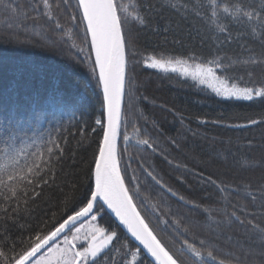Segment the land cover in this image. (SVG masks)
I'll return each instance as SVG.
<instances>
[{"label": "trees", "instance_id": "16d2710c", "mask_svg": "<svg viewBox=\"0 0 264 264\" xmlns=\"http://www.w3.org/2000/svg\"><path fill=\"white\" fill-rule=\"evenodd\" d=\"M183 2L190 9L187 19L164 11L162 16L151 20L149 27L132 28L131 38L137 53L134 60L140 62L129 65L132 82L126 85L123 107L130 141L125 152L123 138H119L121 169L126 171L128 179L135 173L140 182L137 200L140 211L150 219L155 217L153 226L163 229L161 238L174 250L179 249L185 237L181 234L182 228L174 231L170 226L157 223L167 219L170 225L173 219L161 204L162 200L171 205L172 213L187 218L182 224L199 222L197 237L209 240L218 258L244 260L245 252L260 250L259 229L264 228L261 192L264 187V100L219 98L189 78L146 67L143 58L151 54L183 58L195 54L205 60L221 57L226 65H232L228 75L234 82L260 87L264 85V30L257 26L253 33L247 21L234 20L221 12L219 23L226 31L219 32L215 26L210 28V20L206 22L196 15L197 11L204 14L203 8L196 7V0ZM240 2L250 4L253 0ZM260 2L254 0L257 7ZM11 3L19 6L18 15L32 16L35 15L33 9H38L40 17L26 21L29 25L26 29L9 28L7 18L0 14V162L6 159L2 149L8 148L9 152L24 149L18 163L8 165L9 172L19 173L20 200L19 211L12 212L9 208L7 220L0 211V248L5 251L13 242L20 245L37 232L53 229L70 214L68 209L73 201L66 207L65 193L70 195L76 185L79 199L92 186L89 169L94 165L102 137V130L95 123L101 113L102 96L92 75V62L86 60L88 53L80 52L83 34L71 22V13L58 6L61 0H49L48 10L43 0H34V3L11 0ZM235 3L237 0H223L222 7ZM71 4L73 8L77 5L75 0H71ZM45 11L51 13V22L44 15ZM57 21L62 26L59 29L55 27ZM166 25L169 30L164 32ZM157 28L159 30L154 31ZM253 58L259 63H245ZM129 59L133 61L131 55ZM57 97L63 105H58L54 112L48 102ZM34 111L41 113L39 120ZM250 119L261 123L246 126ZM213 120L220 122L212 123ZM134 126L139 130V138L148 137L153 148L137 143ZM9 129L16 137L6 143ZM49 132L60 138L58 142L64 149L62 159L48 161L45 141ZM145 169L178 195L172 196L162 189ZM44 172L48 173L50 183L40 187L19 178L27 176L39 180ZM209 176L227 186V203L214 185L206 183ZM35 193L40 195L33 199ZM5 195L10 197L11 192L0 188V208L9 207ZM10 203L12 207L17 206L15 200ZM153 205L157 206L155 211ZM206 208L211 209V219ZM93 223L117 227L107 213ZM117 231L120 239L114 241L108 258L101 259L99 264H124L125 259H131L130 253L117 251L126 237L118 227ZM188 238L191 239V234ZM189 256L186 253L183 257L187 264H191ZM148 261L142 252L137 257V264H148Z\"/></svg>", "mask_w": 264, "mask_h": 264}, {"label": "snow or ice", "instance_id": "6c2138e0", "mask_svg": "<svg viewBox=\"0 0 264 264\" xmlns=\"http://www.w3.org/2000/svg\"><path fill=\"white\" fill-rule=\"evenodd\" d=\"M32 2L34 3V0ZM222 2L223 0H206V2L196 0V7L204 9L203 15L199 11L196 15L206 22L210 20V28L215 26L222 33L226 31V28L219 23L221 12L230 15L234 20L247 21L253 33L257 26L264 30V0H261L258 7L254 0L250 4L237 0V3L231 7L227 4H223L222 7ZM43 6L45 10L50 9L49 0H43ZM58 6H62L65 12H70L71 22L81 29L83 46L80 48V52L83 54L87 51L86 60L92 62V75L102 94L101 113L95 123L103 134L99 140L98 151L94 155V166L89 169V180L92 186L77 199L76 193L79 189L73 185L72 193L70 195L65 193L66 207L69 201H73L71 208L68 209L70 214H67V217L58 226L47 232H37L34 236H30L27 242L22 241L20 245L13 242L7 251L0 248V264H52L53 258L56 259V264H99L101 259L108 258V251L114 247V241L120 239L117 231L118 226L104 227L93 223L98 218L102 219L106 210L113 214L119 221V225H123L126 229L127 237L122 243V248L117 249V251L123 250L131 255V259H125L124 264H137V257L141 251L151 257L148 264H187V260L183 258L186 253L190 254L188 259L191 260V264H264V228L259 229L261 233L259 251L245 252L244 260L236 258L234 261H226L217 257L209 240L204 239L203 236L197 237V229L201 227L199 222L188 221L187 224H182V221L187 218L172 213L171 205L162 200L161 204L173 219L170 225L167 219L159 220L157 223L170 226L174 231H179L182 228L181 234L185 237L179 249L174 250L161 238L160 232L163 229L153 226L155 217L150 219L140 211L137 204L140 195V182L135 173L131 179H128L126 171L121 169L122 156L119 138L121 136L123 138L125 152L130 141L127 131V114L123 107L127 95L126 85L132 82L128 74L129 65L130 62H140L134 60L137 53L135 43L131 38L132 28L134 26L149 27L151 20L158 15L162 16L164 11H171L187 19L190 11L188 5L183 0H129L128 3L121 2V0H77V5L73 8L71 0H61V5ZM33 11L35 15L32 16L18 15L20 8L17 4L11 3V0H7V2L0 0V14L7 18L6 23L9 28L26 29L29 26L26 21H36L40 17L38 9H33ZM44 15L48 17L49 22L52 21L49 11H45ZM55 27L59 29L62 26L57 21ZM158 30V28L154 29V31ZM168 30L169 27L166 25L163 31L167 32ZM39 46L43 47V45ZM130 55L133 61H130ZM74 59L76 58L74 57ZM79 62L83 64L85 60H79ZM143 63L151 69L178 73L181 77L190 78L196 84L205 86L217 97L225 100L252 101L257 98L264 100V85L249 87L234 82L233 78L228 75L232 65H226L221 57L205 60L195 54L186 58L151 54L144 56ZM245 63L257 64L259 61L253 58ZM48 104L55 112L58 105H63V101L57 97L50 99ZM33 114L38 120L40 119L39 111H34ZM219 122L212 121V123ZM257 123H261V121L250 119L246 126ZM235 126L241 127L242 125ZM134 130L137 133L138 144L148 148L154 147L148 137L139 138V130L135 126ZM9 132L10 135L5 137L6 143L16 137L14 131L9 129ZM42 135L44 134L42 133ZM59 139V136L53 137L51 132L48 133V139L45 141L46 151L49 154L48 161L62 159L64 149L59 144ZM9 147H11L10 144ZM57 150L59 155H57ZM2 151L5 153L6 159L0 162V188H7L11 192V196H4L5 201L9 202V207L0 208V211L5 213L4 218L7 220L9 208L12 212L19 211L20 200L17 191L19 173L15 170L9 172L8 165L9 163H18V157L24 149H12L9 152L8 148H4ZM29 171L31 172V168ZM145 171L166 192H170L172 196L178 195L169 186L164 185L151 171L147 169ZM47 175L48 173L44 172L39 180H33L27 176L19 178L26 180L28 184L40 187L41 184L50 183ZM5 176H7V180ZM52 182H55L54 174ZM206 183L214 185L218 190V195L225 203L228 202L229 192L226 185L218 183L211 176L207 177ZM261 192L264 195V187ZM24 194L27 197L26 189ZM38 195L40 193H35L33 199ZM181 199L183 198L181 197ZM12 200L17 201L16 207L11 206L10 201ZM156 208L157 206L153 205L154 211ZM205 211L209 213V219H211V209L206 208ZM156 214L159 215L158 212ZM232 215L235 216V213L233 212ZM86 223L89 225L85 235L87 246L80 247L77 242ZM78 224L79 227H77ZM253 227L257 226L253 225ZM68 233H71V236ZM189 234H191V239L188 238ZM197 239L198 243H196ZM61 244L63 247L60 246ZM249 256L252 257L251 260L247 259Z\"/></svg>", "mask_w": 264, "mask_h": 264}, {"label": "rangeland", "instance_id": "374dc122", "mask_svg": "<svg viewBox=\"0 0 264 264\" xmlns=\"http://www.w3.org/2000/svg\"><path fill=\"white\" fill-rule=\"evenodd\" d=\"M76 2V1H75ZM77 4V3H76ZM155 70H157V69H155ZM158 71H161V70H158ZM164 72V71H163ZM176 74H178V73H176ZM179 75V74H178ZM180 76V75H179ZM190 79V78H189ZM191 80V79H190ZM194 82V81H193ZM195 83V82H194ZM198 85V84H197ZM198 86H201V87H204V88H206L205 86H203V85H198ZM206 89H208V88H206ZM208 90H210V89H208ZM211 91V90H210ZM212 92V91H211ZM79 227V226H78ZM88 228H89V225L86 223L85 224V227H84V229H82V231H81V233L79 234L80 235V239H79V241L77 242V244H78V246H83L84 245V247H86L87 246V243H86V241H85V235H86V233H87V231H88ZM70 236H71V234H70ZM61 247H63V245L61 244L60 245ZM120 258H121V256H120ZM52 264H56V259L55 258H53V260H52Z\"/></svg>", "mask_w": 264, "mask_h": 264}, {"label": "water", "instance_id": "95a60500", "mask_svg": "<svg viewBox=\"0 0 264 264\" xmlns=\"http://www.w3.org/2000/svg\"><path fill=\"white\" fill-rule=\"evenodd\" d=\"M76 1V3H77V0H75ZM93 61H94V57H93ZM101 96H102V94H101ZM103 134V133H102ZM94 166V165H93ZM106 213H107V215L112 219V221L118 226V228L125 234V236L127 237V232H126V229H124V227H123V225H119V221H117L116 219H115V217H114V215L113 214H111L109 211H107L106 210ZM79 225V224H78ZM130 239V238H129ZM138 246V245H137ZM138 247H141L142 248V246H138ZM142 253H143V255L150 261L151 260V257H149V256H147V254H146V252H143V251H141Z\"/></svg>", "mask_w": 264, "mask_h": 264}]
</instances>
